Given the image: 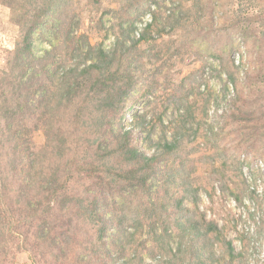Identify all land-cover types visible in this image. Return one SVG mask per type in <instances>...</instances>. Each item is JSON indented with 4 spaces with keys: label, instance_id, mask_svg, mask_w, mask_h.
<instances>
[{
    "label": "rangeland",
    "instance_id": "1",
    "mask_svg": "<svg viewBox=\"0 0 264 264\" xmlns=\"http://www.w3.org/2000/svg\"><path fill=\"white\" fill-rule=\"evenodd\" d=\"M3 1L0 0V68L5 67L6 58L20 37L16 16ZM58 15L62 16L54 28L41 27L32 51L36 59L27 61L29 66L41 67L45 62L41 57L52 45L57 46L58 53L51 57L54 62L47 64L55 68L80 60L77 55L82 53L83 57L89 45L110 51L124 37V43L129 45L149 24L145 38L137 45V81L122 101L121 114L117 113L120 120L114 123V128L131 129L133 144L145 155L156 157L152 161L156 182L152 183L148 196L136 183L128 185L134 181L108 173L102 179L107 184L93 186L97 197H103L108 204L102 205L105 212L111 213L108 218L116 223L123 216L120 228L129 234L136 226L131 222L134 216L163 219L162 224H155V229L159 232L168 223L169 246L176 249L180 230L174 220L179 214L171 205V196L185 197L182 205L196 212L189 218L196 222L199 219L202 227V223L214 222L221 239L229 241L233 249L230 258L223 243L214 240L213 256L208 257V252L202 250L203 262L264 264V0H70ZM66 34L78 39L79 45L74 43L66 48ZM40 76L43 75L28 78V84L19 76L6 78V90L11 92L13 101L24 105L26 89L21 84H26L30 92L39 86ZM62 114L59 112L56 118L67 120ZM135 114L144 117V129L132 128ZM182 121L189 135L180 141L182 133H177ZM31 138V147L36 151L44 141L43 134L36 130ZM172 139L180 141L178 147L162 153L165 150L159 143ZM50 162L49 157L46 168L42 167L36 184L28 192L30 205L24 198L16 200L9 196L0 200V264H31L24 248L33 242L39 219L31 209L36 206L31 198L38 190L42 192L38 182L52 170ZM12 165L3 169L6 176ZM132 166L136 167L120 161L117 163L120 171L115 172L122 174ZM33 173L28 177L35 183ZM1 175L6 181L2 171ZM82 183H70V193L76 195L78 189L82 190ZM188 184L191 193L186 191ZM193 192L195 203L191 199ZM199 215L202 216L198 218ZM141 224L129 246L137 247L148 263L145 246L149 247L151 242L143 241L150 227ZM24 227L26 232L30 229L25 235ZM117 228L109 223L103 239L112 250L111 234ZM214 235L212 231L208 237L213 239ZM25 236L27 244L22 242ZM180 251L169 264L189 261L198 264L185 244ZM41 253L45 254L43 259H52L43 247L34 254L41 256ZM67 254L63 264H86L89 260L87 251L77 259L74 253ZM108 259V264H112Z\"/></svg>",
    "mask_w": 264,
    "mask_h": 264
},
{
    "label": "trees",
    "instance_id": "2",
    "mask_svg": "<svg viewBox=\"0 0 264 264\" xmlns=\"http://www.w3.org/2000/svg\"><path fill=\"white\" fill-rule=\"evenodd\" d=\"M69 1H3L16 16L20 37L7 56L5 67L0 68V170L4 175L3 169L13 162V168L10 167L12 169L9 170L10 174L5 175L6 181L0 171V200L9 196L15 197L16 200L24 198L27 205H30L28 192L30 193L36 184L35 178L42 173V167L46 168L45 161H48L49 157L52 167L50 172L43 174L42 182H38L42 186V192L39 193L38 190L36 196L30 197L36 203L31 209L39 216L35 234L32 236L33 242L28 243L26 236L22 240L23 243H28L24 250L31 264H45L47 259H50L48 257L43 259L45 256L43 253L41 256L34 254L36 249L42 247L52 256L48 264H63L68 252L74 253L77 259L83 257L86 251L89 254L86 264H101L100 260L103 264H108V258L112 260V264H169L174 255L181 252L184 244L196 256L198 264H207L202 261L201 252L205 250L208 252V257H212L214 240L223 243L224 251L231 258L233 255L231 243L221 239L222 234L217 231L214 222L202 223L204 225L202 227L199 219L196 222L189 218V215L196 212L188 211L182 205L185 197L176 199L171 196V205L179 214L174 220L175 226L180 230L177 235L180 240L176 242L178 245L176 249L169 246L170 235L167 234L169 232L166 233L168 223H165V227L159 232L155 229V224L157 222L162 224L165 221L163 219L152 220V217L134 216L131 222L136 226L134 232L129 234L128 231L120 228L121 223L124 222L123 216H120L116 223L113 218H108L111 213L105 212L102 208V205L105 204L106 207L108 204L103 197H97L93 188L104 185L103 183L107 184V180L102 179L107 177L108 173L118 175L127 181H134L128 185L132 186L136 183L146 190L148 196H151L152 183L156 182V170L152 165L156 157L145 155L133 144L135 137L131 129L121 126L120 130L116 131L114 128V123L120 120L117 118V113L121 114L122 101L129 88L137 81L139 71L137 45L145 38V29L149 24L139 34L138 39L131 41L129 45L124 43L125 37L117 40L110 51H104L101 46L86 44L89 46L84 50V56L82 57L80 53L77 55L81 57L80 60L66 67L62 65V68L48 67L47 62H54L51 57L58 53L57 46L52 45L51 50L45 51L41 57L45 60L41 67L29 66L27 61L36 59L32 51L35 38L41 34V27L47 25L54 28L62 16L58 14L68 7ZM66 38L68 40L66 48L70 47V44L73 47L74 43L79 45L78 39L73 35L66 34ZM88 60L90 62L86 64ZM40 74L43 75L40 76L41 82L34 90L28 92V86L21 84L26 89L24 105L19 101L14 102L11 92L6 90V78L19 76L20 80L28 84V78ZM59 112L68 119L56 118ZM133 117L135 122L132 128L144 129V117L136 114ZM185 126V121H182L178 127L177 134L182 133L180 141L189 135ZM36 130L42 132L44 141L35 151L31 147L33 143L31 135ZM145 137L146 135L143 139ZM180 141L172 139V142L159 143L165 150L162 153H170L178 147ZM120 161L135 164L136 167L132 166L122 174L117 173L115 171H120L117 169V163ZM30 166H32L31 171L34 172L33 177L35 175V183L32 177H28L31 172ZM19 171L22 173L17 175ZM80 181L83 182L80 185L82 190L78 189L76 195L71 194L70 183L75 185ZM186 191L191 193L190 184L187 185ZM192 195L191 199L195 203V192ZM182 214H185V217H182ZM141 222L150 227L147 229L146 240L143 241L151 242L149 247L143 243L149 257L148 263L144 262L137 247L129 246L137 226L142 227ZM109 223L118 227L117 231L111 234L113 241L110 245L113 246V250L103 240ZM29 231L30 229L27 228V232L25 229L26 233L23 234ZM212 231L215 232L213 239L208 237ZM68 249L70 250L65 253ZM81 261L83 262L82 259ZM186 264L193 262L189 261Z\"/></svg>",
    "mask_w": 264,
    "mask_h": 264
},
{
    "label": "built area",
    "instance_id": "3",
    "mask_svg": "<svg viewBox=\"0 0 264 264\" xmlns=\"http://www.w3.org/2000/svg\"><path fill=\"white\" fill-rule=\"evenodd\" d=\"M138 33V32H137Z\"/></svg>",
    "mask_w": 264,
    "mask_h": 264
}]
</instances>
